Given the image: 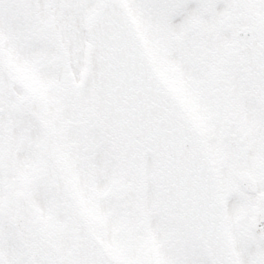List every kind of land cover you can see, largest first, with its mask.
Instances as JSON below:
<instances>
[{"label": "snow or ice", "instance_id": "snow-or-ice-1", "mask_svg": "<svg viewBox=\"0 0 264 264\" xmlns=\"http://www.w3.org/2000/svg\"><path fill=\"white\" fill-rule=\"evenodd\" d=\"M0 264H264V0H0Z\"/></svg>", "mask_w": 264, "mask_h": 264}]
</instances>
